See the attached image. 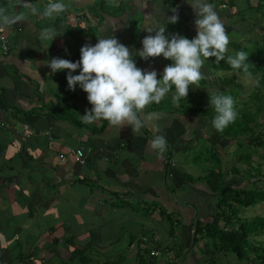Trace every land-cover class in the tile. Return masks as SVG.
Masks as SVG:
<instances>
[{
  "label": "crops",
  "instance_id": "obj_1",
  "mask_svg": "<svg viewBox=\"0 0 264 264\" xmlns=\"http://www.w3.org/2000/svg\"><path fill=\"white\" fill-rule=\"evenodd\" d=\"M254 1L249 0L253 7ZM62 2L65 12L44 19L19 7V0H0L22 16L17 24L0 27L11 43L8 52L0 45V264H210L205 242L196 243L194 234L198 225L223 224L218 198L199 179L200 167L195 172L185 159L179 166L176 159L181 151L190 156L192 142L205 147L217 142L231 153L228 138L218 136L208 117L186 113L167 97L143 110L146 126L139 134L104 120L85 123L81 116L92 107L87 94L79 85L69 90L68 70L52 73L45 66L52 58L77 62L85 43L94 46L98 38L113 35L133 52L138 68L156 71L161 79L172 61L163 56L144 61L135 51L142 50L148 27L166 26L168 39L173 34L193 39L192 0ZM207 2L229 35L227 53L233 54L231 45L244 44L250 15L255 18L250 31L254 28L259 39L249 43L262 41L260 14L243 15L238 0ZM30 3L42 11L49 0ZM172 15L178 22L166 23ZM44 27L60 36L40 41ZM217 65L215 57L205 59L200 89L194 85L188 95L228 88L229 80L211 73ZM78 74L79 69L73 73ZM149 113L158 118L148 122ZM155 135L166 137L163 154L149 147ZM80 149L85 162L70 153ZM234 256L219 253L216 264H241Z\"/></svg>",
  "mask_w": 264,
  "mask_h": 264
},
{
  "label": "clouds",
  "instance_id": "obj_2",
  "mask_svg": "<svg viewBox=\"0 0 264 264\" xmlns=\"http://www.w3.org/2000/svg\"><path fill=\"white\" fill-rule=\"evenodd\" d=\"M189 5L196 15L197 34L193 39L189 40L179 34H173L168 39L165 36L166 26L148 27L145 31L149 34L142 40V50L135 51L136 56L144 61L160 56L172 61L164 68L161 79H157L156 71L145 72L138 68L133 60V52L119 43L113 35L98 38L94 46L85 43L80 49V60L77 62L61 58L44 62L52 73L68 70L66 79L69 90L75 91L79 85L87 94V100L92 107L90 110L86 109L81 116L85 123L104 120L118 129L130 126L134 135L139 134L146 126L141 114L147 106L159 104L173 86L174 104L187 98L190 85H198L204 78L201 68L205 59L215 57L217 62L225 60L229 35L214 6L207 0H192ZM18 6L44 19L54 18L66 10L62 0H49L42 11L32 6L30 0H19ZM171 11L176 13L177 9L173 8ZM178 19V15H172L166 17V23L176 24ZM21 20V14H11L6 5L0 6V27L15 25ZM2 31L5 32L0 29V34H4ZM58 36L60 34L55 28L44 27L39 31L37 39L52 42ZM248 57L241 50L235 56H228L227 63L232 69L250 74L249 64L246 62ZM78 69L79 74L73 75ZM208 96L210 106L216 113L212 126L221 132L237 117L233 98L219 91ZM156 118V113H149L146 117L148 122ZM153 127L159 131L156 125ZM149 147L158 154H163L167 150L166 137L155 135L150 140Z\"/></svg>",
  "mask_w": 264,
  "mask_h": 264
},
{
  "label": "trees",
  "instance_id": "obj_3",
  "mask_svg": "<svg viewBox=\"0 0 264 264\" xmlns=\"http://www.w3.org/2000/svg\"><path fill=\"white\" fill-rule=\"evenodd\" d=\"M248 7L252 8V12L260 14V19L264 22V0H258L255 7L248 2ZM250 45V48H247L249 57L246 62L249 64L250 75L258 76L253 103L256 106V112L253 114L245 112L249 111L248 102H246L243 112L239 111L241 117L237 115L235 121L221 132L214 129L218 136L222 137L221 139L228 138L229 145L237 152L234 157L241 163H247L249 167L244 173H241L235 165L224 172L223 161L215 155V152L211 153L213 148L205 149L209 155L211 153L217 164L213 163L209 173L199 178L217 196V208L221 212L220 217L223 223L220 225L208 223L196 227L195 242H205L206 254L211 257L210 264H216V256L219 253L233 254L239 261L256 259L259 264H264V241L256 239L264 236V217L258 216L251 221L240 217L242 208L264 203V174L261 168L252 165V156L256 157L260 149L264 147V118L262 121L257 120V116L264 115V38L262 41H257L255 46ZM254 47L260 55L258 59L253 52ZM239 51L236 49V52ZM234 95L237 97L239 94L234 93ZM178 103L186 113L208 117L211 122L216 116L214 108L210 106L208 94L192 93ZM260 128L263 131L257 132ZM217 146L216 142L211 147L216 149ZM262 155L264 157V154Z\"/></svg>",
  "mask_w": 264,
  "mask_h": 264
},
{
  "label": "rangeland",
  "instance_id": "obj_4",
  "mask_svg": "<svg viewBox=\"0 0 264 264\" xmlns=\"http://www.w3.org/2000/svg\"><path fill=\"white\" fill-rule=\"evenodd\" d=\"M240 1V7L243 10L241 13L243 15L252 12V8L249 9L248 7V2L249 0H238ZM253 3H255V1L253 0ZM247 12V13H246ZM255 13V12H253ZM253 21H255V18L253 15H250L249 17H246V25H245V37H244V44L242 45H231L230 48L233 49L232 51L233 54H229V53H225V60H222V66L224 67H220L218 62L217 66H213V68L211 69V73L217 75L218 77H221L223 79V81L229 80V85L228 88L225 89L224 91H219V93H222L224 95H231V97L233 98L234 101V110L235 112L240 116V110H242L245 108V103L248 102V107H249V111L246 110L245 112L249 113V114H253L256 112V106L253 105L254 100H255V85L257 84L258 81V76H252L250 74L247 73H243L242 70H236V69H229L228 67H225L224 63L227 62V57L228 56H235L236 49L238 50H243L247 53L248 49L250 48L249 46L250 43H252V40H258L259 36L257 35V31H254V28L251 30V28L253 27ZM171 39V38H169ZM250 42V43H249ZM238 46V47H237ZM255 46V45H254ZM253 52L255 55H257V59L260 58V55L258 54L257 49L254 47L253 48ZM249 55V54H248ZM254 61H256V58L254 57ZM228 64V63H227ZM229 65V64H228ZM205 66L203 65V68ZM218 67V68H216ZM202 68V69H203ZM220 68V69H219ZM194 85H190L189 87V91L192 90V88ZM196 91H199V84L196 85ZM175 91L173 92H169L166 96L168 99H172V96L174 94ZM217 92V91H214ZM231 92V93H230ZM234 93L239 94L237 97H235ZM207 94H210V92H207ZM264 95V94H263ZM167 105V104H166ZM264 118V115H260L257 116V120L259 119V121H262ZM263 131L262 128L257 129V132L259 131ZM256 132V133H257ZM206 145H203L201 142L200 143H195L192 142V151L190 153V156H187L186 153L184 151H181L178 155H177V165L179 166L181 163H183V159L186 160V165H192L189 166L190 168H192V170H195V172H199L197 171L198 168L196 167H200L201 168V172L203 175L208 174L209 171L211 170V167L213 166V163L217 164V161H215V158L213 159L211 156V153L215 152V155H217V157L219 156V158L224 161L225 163L222 164L224 166H222L224 172L229 169H231L234 165L240 169L241 173H244L245 170L249 167V165L245 162L241 163L239 162L234 156H236L237 152H235L236 150L231 151V153L225 152L224 150L221 149V147L218 145L215 149V147H205ZM213 148V150L211 151L210 155L207 154L205 152V149H210ZM249 150V149H248ZM218 153V154H217ZM264 154V147H262V149H260V152L257 153L256 157L255 155L252 156V165L256 168H261L264 174V157H262ZM262 155V156H261ZM229 162V164H228ZM204 164V165H203ZM201 165L203 167H201ZM247 181V179H246ZM245 181V183H246ZM241 184V183H240ZM258 216H262L264 217V203H260L257 204L256 206H252L250 208H242L240 210V217H243L247 220H253L255 217ZM258 241H264V236L262 237H257L256 238ZM233 256V254H230ZM236 257V256H234ZM237 259V258H236ZM241 264H249L247 263V261H240Z\"/></svg>",
  "mask_w": 264,
  "mask_h": 264
},
{
  "label": "built area",
  "instance_id": "obj_5",
  "mask_svg": "<svg viewBox=\"0 0 264 264\" xmlns=\"http://www.w3.org/2000/svg\"><path fill=\"white\" fill-rule=\"evenodd\" d=\"M0 45L3 49V51L8 52L11 49V43L10 40L7 38V36H5L4 34H0ZM1 127V125H0ZM25 136H29V135H25ZM70 153L76 155V157L78 158V160H81L82 162H85V154L84 152L80 149V150H70ZM62 159H64V157H61ZM170 163H172L174 165V161L171 160ZM151 256H157L159 257V252L158 251H152L150 253Z\"/></svg>",
  "mask_w": 264,
  "mask_h": 264
}]
</instances>
